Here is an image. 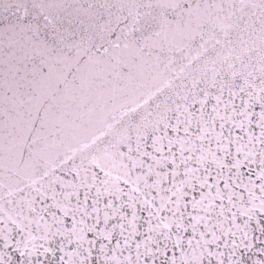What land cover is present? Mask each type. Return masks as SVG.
Masks as SVG:
<instances>
[{
	"label": "snow or ice",
	"instance_id": "6c2138e0",
	"mask_svg": "<svg viewBox=\"0 0 264 264\" xmlns=\"http://www.w3.org/2000/svg\"><path fill=\"white\" fill-rule=\"evenodd\" d=\"M0 264H264V0H0Z\"/></svg>",
	"mask_w": 264,
	"mask_h": 264
}]
</instances>
